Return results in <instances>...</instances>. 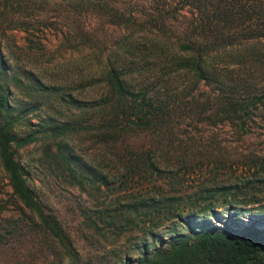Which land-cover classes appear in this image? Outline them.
Segmentation results:
<instances>
[{"label": "trees", "instance_id": "obj_1", "mask_svg": "<svg viewBox=\"0 0 264 264\" xmlns=\"http://www.w3.org/2000/svg\"><path fill=\"white\" fill-rule=\"evenodd\" d=\"M93 1L105 5V0ZM152 1L144 20L108 13L112 22L129 27L130 34L120 41L114 59L89 82L90 88L101 89L93 98L78 100L70 92L63 93L65 87L46 86L33 78L43 90L62 91L60 97L67 95V102L75 107L96 110L99 116L91 121L78 115L46 114L32 122L28 113L37 110L39 102L20 110L11 103V84L21 80L16 72L9 74L0 52V166L22 205L19 221L25 224L19 228L23 233L33 229L44 234L46 253H55L57 244L63 250L74 247L57 216L45 210L30 186V170L17 158L20 150L39 144L49 166L75 184L108 186L115 174L101 164L114 161L126 168L135 137L150 132L164 135L186 119L228 124L246 132L264 104V0ZM140 29L145 34L135 35ZM81 135L106 148L97 162H88L76 152L74 142ZM149 161L161 171L153 155ZM258 181L264 186V178ZM247 183L235 186L239 190L233 194V186L214 188L213 193L223 192L224 216L216 204L198 211L197 201L203 199L198 193L189 194L186 203L183 195L174 194L120 204L119 209L139 215H143L140 209L145 210L148 220L141 253L125 255L123 264H264V227L251 216L247 223L239 221L245 205L256 202L252 199L256 192L248 196ZM170 219L176 221L170 230L154 231Z\"/></svg>", "mask_w": 264, "mask_h": 264}, {"label": "rangeland", "instance_id": "obj_2", "mask_svg": "<svg viewBox=\"0 0 264 264\" xmlns=\"http://www.w3.org/2000/svg\"><path fill=\"white\" fill-rule=\"evenodd\" d=\"M104 2L105 5H95L93 0H0V52L9 74L16 72L21 80L11 84L10 101L18 110L34 108L39 102L37 110L28 113L32 122L46 114L78 115L89 121L99 116L96 110L68 103L67 95L62 99V91L52 93L39 88L33 78L46 86L65 87L63 93L70 92L78 100L101 92L99 86L92 89L88 84L114 59L120 41L130 34L129 27L112 22L108 13L116 11L144 20L153 1ZM134 33L145 34L142 29ZM123 60L127 65L126 57ZM255 114L246 132L228 124L214 126L186 119L164 135L150 132L135 137L126 168L114 161L101 164L115 174L114 183L108 186L75 184L61 170L54 171L49 166L39 144L20 150L17 158L30 170V186L45 210L57 216L74 249L63 250L57 244L55 253H46L44 234L33 229L21 231L19 226L25 224L19 221L23 217L22 205L12 194L0 166V264H50L53 260H62L63 264L70 260L77 264H123L125 255L136 257L141 253L148 220L145 210L140 209L143 215H139L119 209L120 204L174 194L183 195L186 203L189 194L198 193L203 197L197 201L198 211L206 204H216L224 216L227 208L220 205L223 192L213 193L214 188L233 186V194L239 190L235 186L248 181V196L256 192L252 198L256 202L245 205L247 209L239 221L247 223L253 217L264 227V186L258 181L264 178V104ZM74 147L84 160L94 163L107 152L94 138L84 135L74 142ZM150 155L159 162L160 172L150 164ZM139 156L143 157L142 163ZM175 222L163 221L154 231L163 233ZM14 228L17 231H12Z\"/></svg>", "mask_w": 264, "mask_h": 264}]
</instances>
